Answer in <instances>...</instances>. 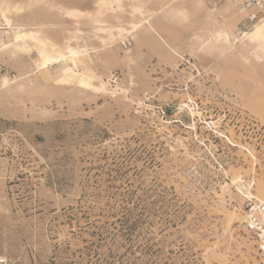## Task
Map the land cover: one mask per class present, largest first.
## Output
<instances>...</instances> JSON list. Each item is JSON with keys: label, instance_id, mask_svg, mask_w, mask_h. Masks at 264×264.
I'll return each instance as SVG.
<instances>
[{"label": "rangeland", "instance_id": "1", "mask_svg": "<svg viewBox=\"0 0 264 264\" xmlns=\"http://www.w3.org/2000/svg\"><path fill=\"white\" fill-rule=\"evenodd\" d=\"M244 18L234 0H0V258L259 264L264 36Z\"/></svg>", "mask_w": 264, "mask_h": 264}, {"label": "built area", "instance_id": "2", "mask_svg": "<svg viewBox=\"0 0 264 264\" xmlns=\"http://www.w3.org/2000/svg\"><path fill=\"white\" fill-rule=\"evenodd\" d=\"M245 15L242 30H250L264 21V0H234ZM244 229L253 239L259 264H264V200L250 201L243 216ZM0 264H7L0 258Z\"/></svg>", "mask_w": 264, "mask_h": 264}, {"label": "bare ground", "instance_id": "3", "mask_svg": "<svg viewBox=\"0 0 264 264\" xmlns=\"http://www.w3.org/2000/svg\"><path fill=\"white\" fill-rule=\"evenodd\" d=\"M253 34H254V37H260V36L262 37V36H264V21L261 22V23H258L255 26ZM259 201H261V200H259Z\"/></svg>", "mask_w": 264, "mask_h": 264}]
</instances>
